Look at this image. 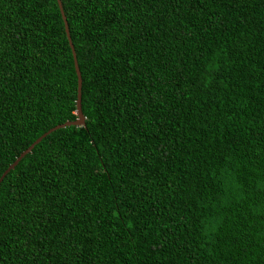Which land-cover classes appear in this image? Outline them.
Wrapping results in <instances>:
<instances>
[{"label":"trees","instance_id":"16d2710c","mask_svg":"<svg viewBox=\"0 0 264 264\" xmlns=\"http://www.w3.org/2000/svg\"><path fill=\"white\" fill-rule=\"evenodd\" d=\"M84 126L0 181V264H264V0H61ZM57 0H0V176L76 115Z\"/></svg>","mask_w":264,"mask_h":264},{"label":"water","instance_id":"95a60500","mask_svg":"<svg viewBox=\"0 0 264 264\" xmlns=\"http://www.w3.org/2000/svg\"><path fill=\"white\" fill-rule=\"evenodd\" d=\"M61 15H62V19H63V23H64V27H65V32L67 35V39L69 41L71 50H72V54H73V59H74V68L76 71V75H77V96H76V115L77 117L73 120H66L62 123H58L55 126L51 127L50 129H48L47 131H45L44 133H42L39 137H37L26 149H24L16 158L15 160L10 163L7 168L3 171L2 175L0 176V181L3 178V176L11 169L15 166V164L29 151H31V149L33 148V146L38 143L44 136H46L48 133H50L51 131L60 128V127H64V126H68V125H75V126H84L85 125V116L82 112V108H81V86H82V78H81V73H80V69L77 63V58H76V53H75V49L73 46V43L71 41V36L69 33V27H68V23H67V18L63 12V7H62V3L61 0H57Z\"/></svg>","mask_w":264,"mask_h":264}]
</instances>
